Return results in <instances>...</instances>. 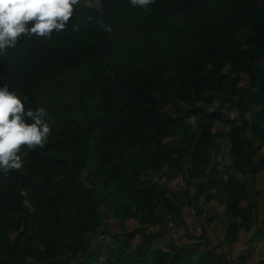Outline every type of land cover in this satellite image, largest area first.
<instances>
[{"label": "trees", "instance_id": "trees-1", "mask_svg": "<svg viewBox=\"0 0 264 264\" xmlns=\"http://www.w3.org/2000/svg\"><path fill=\"white\" fill-rule=\"evenodd\" d=\"M101 3L82 0L66 31L22 38L0 57V87L44 107L51 127L43 148L22 149L23 169L0 173V264H228L201 241L205 225L194 242L153 243L167 221L185 225V203L153 175L171 170L190 198H222L230 242L255 226L264 238L252 199L264 200V0ZM216 138L230 145L224 169ZM102 207L122 230L98 248Z\"/></svg>", "mask_w": 264, "mask_h": 264}, {"label": "clouds", "instance_id": "clouds-1", "mask_svg": "<svg viewBox=\"0 0 264 264\" xmlns=\"http://www.w3.org/2000/svg\"><path fill=\"white\" fill-rule=\"evenodd\" d=\"M130 5L144 11L155 0H129ZM82 0H0V57L7 55L22 38L51 40L54 32L67 30V25ZM84 7L102 6L101 0H83ZM111 33V27L98 21ZM78 30V26L74 27ZM44 107L26 109L24 102L7 84L0 87V173L5 177L24 168L22 149L43 148L51 127L46 121ZM28 121H31L29 123Z\"/></svg>", "mask_w": 264, "mask_h": 264}, {"label": "rangeland", "instance_id": "rangeland-1", "mask_svg": "<svg viewBox=\"0 0 264 264\" xmlns=\"http://www.w3.org/2000/svg\"><path fill=\"white\" fill-rule=\"evenodd\" d=\"M241 84L246 85L248 79L242 75ZM218 106V103H214L207 107L208 110H214ZM167 111L173 113L174 107L167 106ZM228 112V109H225ZM232 117L237 116L235 111H229ZM193 121V120H189ZM227 130L229 127L223 124H216L214 130ZM214 155L215 160L221 161L223 169L231 164L229 161V148L230 145L226 139L216 138L214 139ZM257 158V157H256ZM218 166H215V168ZM171 170H166L158 175H153L155 180L159 182L167 191L170 196H177L184 203V221L185 225L181 221L173 220L168 223L164 229V235L153 240V243L162 248H167L170 241H174L177 244H188L194 242L195 239L190 237H200L203 235V226L207 229V235L202 238V242L208 247H213L222 259L221 262L226 259L228 264H264V238L255 236L254 230L247 232L244 229H240L239 239L236 242H230L227 237V214L225 212V205L222 198L215 197L210 203H206L203 197L192 199L189 197L186 188L187 185L183 178L178 175L173 177ZM196 183V182H194ZM190 196L196 194V186L190 187ZM261 195H252V199L257 202L259 217L264 216V200ZM222 197V196H221ZM246 206V202L242 204ZM102 210L106 211L110 216L106 221L104 227L99 229L98 235L92 239V245L94 247H104V244L112 240L111 234L118 233L122 229L118 224L117 218L111 215V213L102 207ZM216 215V220H210L212 215ZM138 222L135 219H131L127 222V227L131 231L138 227ZM259 227V226H258ZM107 231L105 233L104 231ZM158 230V226L145 228L146 234L154 233ZM143 239L142 235L138 234L134 240V243H139ZM82 259V256H81ZM80 259V260H81ZM73 264H79L74 262Z\"/></svg>", "mask_w": 264, "mask_h": 264}, {"label": "crops", "instance_id": "crops-1", "mask_svg": "<svg viewBox=\"0 0 264 264\" xmlns=\"http://www.w3.org/2000/svg\"><path fill=\"white\" fill-rule=\"evenodd\" d=\"M250 232V231H249Z\"/></svg>", "mask_w": 264, "mask_h": 264}]
</instances>
